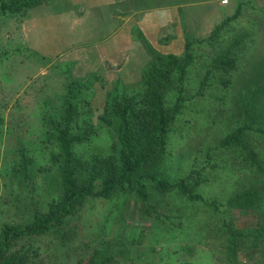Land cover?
Listing matches in <instances>:
<instances>
[{
	"label": "rangeland",
	"instance_id": "obj_1",
	"mask_svg": "<svg viewBox=\"0 0 264 264\" xmlns=\"http://www.w3.org/2000/svg\"><path fill=\"white\" fill-rule=\"evenodd\" d=\"M120 1L112 5L104 3L111 0H42L41 4L29 8L24 16L0 15V115L4 119L0 140V221L17 218L12 199L20 196V191H13L1 175L4 163L19 159V149L24 147L44 164L49 162L46 159L50 149L42 144L46 119L43 114L45 111L57 112L60 96L67 94L69 82L80 83L88 78L87 75L95 79L91 81V87L82 88L77 99L81 110H86L85 100H90L96 132L91 140L80 144L77 151L85 157L109 154L118 121L109 125L100 118L108 91L117 86L119 90L134 93L139 88L144 67L153 58L147 47L161 53L181 54L185 49L186 32L193 41L209 36L215 25L235 12L238 3L230 0L223 6L218 0H125L124 4ZM244 1L249 2L241 15L225 28L230 34L250 33L243 38V48L238 50L237 69L227 76L233 79V84L229 87L221 85L218 89L207 86L203 89L206 96L198 92L200 77L207 71L209 56L218 45L214 48L211 44L195 42V58L188 71L183 107L172 126L165 162L169 172L178 176L188 174L195 167L207 166L209 182L201 185L199 191L224 203L221 210L237 228L256 225V213L225 206V203L255 179L247 168L239 169L244 165L241 158L238 159L241 164L236 168L233 154L225 150H211L213 156L209 161L218 162L219 167L210 168L206 149L220 144L233 125L229 111L223 110L226 105L231 106L230 102L222 107L218 105L224 101L223 96L227 100L231 91L232 95L238 92L248 80L252 65L264 57V23L252 25L254 19L264 18V0ZM130 12L131 26L123 25ZM34 14L41 18L32 25L30 17ZM132 33L144 46L113 57L114 52L112 55L109 52L120 51L123 42L126 43L125 38ZM104 53H108V57ZM214 74L209 82L221 76L217 73L214 77ZM175 93L166 96L168 106L174 104ZM215 94L217 100L213 97ZM260 143L264 147V137ZM225 163L226 167L222 168ZM53 174L56 176L55 170L45 176L51 192ZM37 175L41 173L37 172ZM168 196L171 200L172 196ZM37 200L42 204L47 198L37 196ZM117 201L118 198H99L87 202L69 223L76 230L71 240L63 241L56 235L40 237L36 243L41 245V255L36 264H79L80 259L89 258L104 237L117 251L120 250L116 257L122 259L123 264H225L222 236L216 233L201 239L196 227V223L208 222V219L197 221L207 215L218 221L220 212L215 214L205 206L199 212L200 206L196 203L180 198L177 202L185 212L196 214L184 227H179L178 218L173 220L175 224L167 222L158 226L142 218L135 196L120 198V213L112 206ZM201 214L205 217H200ZM189 248H192L190 252ZM261 250L260 247L243 246L238 264H264Z\"/></svg>",
	"mask_w": 264,
	"mask_h": 264
},
{
	"label": "trees",
	"instance_id": "obj_2",
	"mask_svg": "<svg viewBox=\"0 0 264 264\" xmlns=\"http://www.w3.org/2000/svg\"><path fill=\"white\" fill-rule=\"evenodd\" d=\"M237 1L235 12L215 25L209 36L193 41L186 33L183 53H161L147 47L153 58L144 67L139 88L134 93L119 90L117 86L108 91L100 118L109 125L118 121L116 138L109 154L85 157L77 151V147L91 140L96 132L90 100H85L88 107L81 110L77 99L82 88L91 87L90 83L95 79L87 75L88 78L80 83L69 82L67 94L60 96L61 104L57 112L45 111L43 114L46 119L42 144L50 149L46 159L49 162L44 164L42 159H36L24 147L19 149V159L4 163L1 175L13 191H20V196L12 199L17 218L0 221V264H36L41 255V245L36 241L48 235H56L63 241L71 240L76 230L69 223L80 214L87 202L99 198H118L112 206L116 213H120V198L129 195L135 196L139 203L138 211L142 218L158 226L167 222L175 224L173 220L178 218L179 227H184L187 220L196 214H187L181 203L177 202L180 198L196 203L200 206L199 212L204 206L215 214L220 212L222 215H219L218 221L211 215L206 218L201 214L200 217L205 218L199 217L197 221L208 219V222L196 223V227L197 236L201 239L216 233L222 236L225 264H238L239 252L246 245L260 247L264 255V147L260 143L264 137V57L252 65L248 80L238 92L232 95L231 91L227 100L223 96L224 101L218 105L222 107L230 102L231 106L226 105L223 110L229 111L228 116L233 125L229 133L221 138L220 144L206 149L210 168L219 167L218 162L209 161L213 156L211 150H225L233 154L236 168L237 164H241L238 161L241 158L244 165L239 169L247 168L255 179L247 186L243 184L246 187L229 197L225 206L254 211L256 225L235 227L224 215L225 211L221 210L224 203H219L215 198L210 199L199 191L201 185L209 182L207 166L195 167L183 176L172 175L165 166L172 126L181 113L189 67L195 58V42L211 44L214 48L215 44L218 45L209 56L207 71L200 77L198 92L206 96L203 89L207 86H216L218 89L221 85L229 87L233 84V79L227 76L237 69L238 50L243 48V38L250 34L248 31L234 34L225 31L249 2ZM41 3L42 0H0V15L24 16L29 8ZM253 21V26L258 22L262 26L264 18ZM214 72V77L217 73L221 76L209 82ZM169 93L176 94L175 102L170 106L166 104ZM213 97L215 100L218 98L216 94ZM3 121L0 115V140ZM257 138H261L260 141L255 140ZM221 167H226V163ZM51 170L57 173L56 176L55 173L52 175V192L47 188L49 184L45 178ZM37 172L41 173V177ZM168 195L172 196L171 200L167 199ZM37 196H43L47 201L40 204ZM192 248L187 250L190 252ZM116 253H120V250L117 251L104 237L94 247L89 258L85 261L80 259L78 263L123 264L122 259H117Z\"/></svg>",
	"mask_w": 264,
	"mask_h": 264
},
{
	"label": "crops",
	"instance_id": "obj_3",
	"mask_svg": "<svg viewBox=\"0 0 264 264\" xmlns=\"http://www.w3.org/2000/svg\"><path fill=\"white\" fill-rule=\"evenodd\" d=\"M120 0H111V2H104V3H110V4H112V5H114V4H116V3H118ZM219 1V5H223L222 3H221V0H218ZM120 2H122L123 4L125 3V0H121ZM109 4V5H110ZM223 6H225V5H223ZM131 15H132V12H130V14H127V16H125L126 18V22H124L123 23V25H127V26H131V25H129L130 24V22H131V19L132 18H130L131 17ZM40 18H41V16H37V15H31V17H30V20H32L31 22H32V25H35V23L37 22H33V21H35V20H40ZM135 24H138V25H140L139 23H137V22H135ZM143 28V27H142ZM122 29V28H121ZM127 29L129 30V31H132V28H130V27H127ZM187 31V30H186ZM186 31H183V33H185ZM189 31V30H188ZM182 32V31H181ZM187 33V32H186ZM124 41H126V43H124L123 42V45L121 46V47H123L120 51H111V52H109L111 55H112V53L114 52V55H112L113 57H115L116 55H118V54H120V53H122V52H129L132 48L133 49H135V48H137V47H143L144 46V44H140V38L137 36L136 37V35L135 34H129L126 38H125V40ZM145 48V47H144ZM122 50H124V51H122ZM55 54H56V51L54 52ZM123 54V53H122ZM107 55V57H108V53L106 54V53H104V56H106ZM110 65H114V64H111L110 63ZM115 66V65H114Z\"/></svg>",
	"mask_w": 264,
	"mask_h": 264
},
{
	"label": "built area",
	"instance_id": "obj_4",
	"mask_svg": "<svg viewBox=\"0 0 264 264\" xmlns=\"http://www.w3.org/2000/svg\"><path fill=\"white\" fill-rule=\"evenodd\" d=\"M229 1H230V0H221V3H222L223 5H227V4H229Z\"/></svg>",
	"mask_w": 264,
	"mask_h": 264
}]
</instances>
